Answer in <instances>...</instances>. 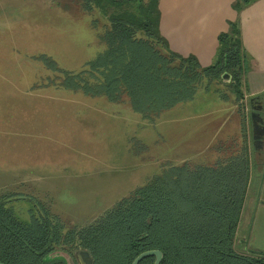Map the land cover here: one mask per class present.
Returning a JSON list of instances; mask_svg holds the SVG:
<instances>
[{
  "label": "trees",
  "instance_id": "trees-1",
  "mask_svg": "<svg viewBox=\"0 0 264 264\" xmlns=\"http://www.w3.org/2000/svg\"><path fill=\"white\" fill-rule=\"evenodd\" d=\"M159 1L74 0L64 14L74 13L95 33L94 57L78 70L62 68L45 54L32 61L49 72V85L128 104L147 121L193 101L202 83L205 89L222 84L236 104L242 102L248 55L238 24L218 37L213 65L201 68L195 58L169 49L159 29ZM233 8L239 12L241 6ZM263 103L264 96L250 98V113L258 114ZM219 150L216 163L171 165L95 222L69 231L42 204L26 218L15 210L19 197L0 196V263L76 264V253L87 251L94 264H132L156 250L163 255L160 264H264V253L235 248L250 181L246 134ZM153 263L150 257L140 264Z\"/></svg>",
  "mask_w": 264,
  "mask_h": 264
},
{
  "label": "rangeland",
  "instance_id": "rangeland-1",
  "mask_svg": "<svg viewBox=\"0 0 264 264\" xmlns=\"http://www.w3.org/2000/svg\"><path fill=\"white\" fill-rule=\"evenodd\" d=\"M74 4L0 0V196L19 197L21 217L42 204L63 232L95 222L171 165L216 163L220 147L244 134L249 141L251 130L246 104L231 114L235 94L218 83H202L193 101L152 121L128 104L49 85L34 56L78 70L98 50L83 19L64 14ZM239 230L238 252L264 253V211L256 204H245Z\"/></svg>",
  "mask_w": 264,
  "mask_h": 264
},
{
  "label": "crops",
  "instance_id": "crops-1",
  "mask_svg": "<svg viewBox=\"0 0 264 264\" xmlns=\"http://www.w3.org/2000/svg\"><path fill=\"white\" fill-rule=\"evenodd\" d=\"M235 3L241 6L239 12L233 8ZM159 10L160 33L169 49L183 58H195L201 68L213 65L218 37L229 30L230 24H238L241 43L248 55L242 102L246 104L249 119L248 100L264 96V0H160ZM262 107L264 120V103ZM237 112L234 103L231 114ZM247 147L250 181L245 202L254 203L258 210L264 211V140L253 128ZM243 242L246 244V239Z\"/></svg>",
  "mask_w": 264,
  "mask_h": 264
},
{
  "label": "water",
  "instance_id": "water-1",
  "mask_svg": "<svg viewBox=\"0 0 264 264\" xmlns=\"http://www.w3.org/2000/svg\"><path fill=\"white\" fill-rule=\"evenodd\" d=\"M262 110H263V107H260L258 114H255L253 111H251L250 121H251L252 126H253V132L256 133L257 131L261 130L263 132L262 138L264 140V120H263L262 114H261ZM150 257L154 258L153 264H160L162 259H163L162 253L154 250V251H148V252H144V253L140 254L132 262V264H140L144 259L150 258ZM75 261H76V264H94L93 259L91 258L89 252H87V251L77 252L75 255ZM0 264H2V263H0Z\"/></svg>",
  "mask_w": 264,
  "mask_h": 264
},
{
  "label": "flooded vegetation",
  "instance_id": "flooded-vegetation-1",
  "mask_svg": "<svg viewBox=\"0 0 264 264\" xmlns=\"http://www.w3.org/2000/svg\"><path fill=\"white\" fill-rule=\"evenodd\" d=\"M255 134H257L259 137V136H262L263 132L260 130V131H257ZM58 256H60V255L58 254Z\"/></svg>",
  "mask_w": 264,
  "mask_h": 264
}]
</instances>
